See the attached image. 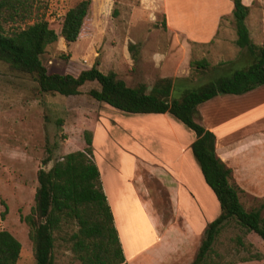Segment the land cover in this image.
I'll list each match as a JSON object with an SVG mask.
<instances>
[{
    "label": "rangeland",
    "instance_id": "1",
    "mask_svg": "<svg viewBox=\"0 0 264 264\" xmlns=\"http://www.w3.org/2000/svg\"><path fill=\"white\" fill-rule=\"evenodd\" d=\"M79 1L25 0L29 8L23 18L8 22L3 29L9 32L44 21L58 34L63 14ZM89 1L77 39L67 43L57 37L44 48L40 61L47 72L76 75L96 61L99 72H113L126 86L143 84L148 90L160 78L184 79V86L193 87L243 62L234 46L229 12L220 17L211 40L198 43L167 28L161 0ZM209 1L188 0L185 7H179L175 0H168L169 22L178 24L181 8L189 11L197 8L193 2ZM244 1L249 38L264 48V0ZM196 60H205L213 69L207 77L189 67ZM221 62L227 64L216 68ZM263 87L243 99L216 96L223 101L207 119L224 137L245 134V159L237 155L228 161L233 165L228 182L236 189L242 208L259 210L264 221ZM92 88L97 85L86 83L79 94L69 97L42 94L29 75L0 62V230L20 245L16 264H34L22 217L33 205L36 171L82 150L83 132L91 135L92 160L125 263L189 264L206 224L219 213L187 148L194 139L192 132L167 114L131 115L95 102L87 95ZM47 156L50 161L44 165ZM242 160L248 167L245 174ZM235 237L251 244L259 259L241 262L239 257L245 254L236 253ZM54 238V264H78L63 241ZM144 240L148 243L140 246ZM214 248L226 256L227 264H264V243L233 222L222 226Z\"/></svg>",
    "mask_w": 264,
    "mask_h": 264
},
{
    "label": "trees",
    "instance_id": "2",
    "mask_svg": "<svg viewBox=\"0 0 264 264\" xmlns=\"http://www.w3.org/2000/svg\"><path fill=\"white\" fill-rule=\"evenodd\" d=\"M89 4V0H81L69 8L62 16L58 34L44 21L7 32L3 25L21 20L29 6L25 0H0V62L29 75L39 93L75 96L84 84L95 83L97 88L87 91L93 101L125 114H167L192 132L194 139L188 150L204 184L217 201L219 213L206 224L189 264H227L228 259L214 248V243L220 229L228 222L264 243V221L259 210L242 208L236 189L228 182L230 169L215 156L213 134L195 121L196 108L200 104L216 96H240L264 85V48L249 38L245 26L247 7L241 0H231L234 46L243 60L238 67L193 87L184 86V79L160 78L147 90L143 84L126 86L113 72H99L96 61L76 75L46 71L40 61L44 48L57 37L67 43L74 42ZM127 48L134 47L129 44ZM225 64L217 63L215 67ZM189 67L200 77H207L213 70L205 60L190 61ZM83 141L82 150L67 153L54 160L46 170L36 171L33 205L22 217L28 229L34 264H54V235L63 241L78 264H126L101 189L99 172L92 160L89 132H83ZM49 161L47 156L42 163L45 165ZM233 242L236 253L245 254L239 257L241 262L259 259V254L251 251V244L245 245L239 237ZM19 250V243L7 231L0 230V264H16Z\"/></svg>",
    "mask_w": 264,
    "mask_h": 264
},
{
    "label": "crops",
    "instance_id": "3",
    "mask_svg": "<svg viewBox=\"0 0 264 264\" xmlns=\"http://www.w3.org/2000/svg\"><path fill=\"white\" fill-rule=\"evenodd\" d=\"M187 1L185 0V3L183 4L181 1L175 0L176 4L179 5V7H185L187 5ZM194 1V0H193ZM161 6H163V13L165 15V21H166V26L170 30H176L178 33L183 35L185 38H188L192 40L193 42H198V43H205L211 40L213 35L215 34L219 19L220 17L224 16L226 12L231 11V0H210L209 3L203 4V3H194L192 6L197 7L196 9L193 10H184L181 8L179 10L178 14V24L176 26H172V24L169 22L168 16H167V5H168V0H161ZM190 1L189 3H191ZM241 3L245 4L244 0H241ZM199 4V5H197ZM204 7V8H199V7ZM231 17V15H230ZM256 90H258L256 88ZM253 89L250 92H247L243 95H240V98L248 97L252 95L257 94L260 91H257ZM262 94L264 95V87L261 90ZM239 98V97H238ZM250 98V97H249ZM248 99V98H247ZM223 101V100H222ZM220 99L214 97L205 103L200 104L197 106L196 111H197V122L207 131L211 132L214 136V153L215 156L224 163V165L230 169L232 172L233 170V165L228 164V161L233 157L240 155L242 159H245V134L243 133L240 137L237 138H228L227 136L224 137V135H220L217 131V128L213 124V122L207 119V114L212 111V109L219 103H221ZM246 105V103H245ZM215 111V110H214ZM248 137V135H247ZM246 137V138H247ZM241 142V144H240ZM190 144V143H189ZM188 144V145H189ZM234 150L232 151L233 145H235ZM241 147V149H239ZM188 148V147H187ZM242 165L241 169L243 170L244 174L245 171H247L248 167H245V161L242 160ZM252 172V171H251ZM252 174H255L252 172ZM257 180V177L255 178ZM110 208V207H109ZM111 211V210H110ZM112 214V212H111ZM113 217V216H112ZM119 239V238H118ZM148 243V241H147ZM146 240L143 241V244L140 246H144L147 244ZM138 248V247H137ZM134 251V250H133ZM133 251L127 253L129 254L128 256L133 254ZM126 259V258H125Z\"/></svg>",
    "mask_w": 264,
    "mask_h": 264
}]
</instances>
